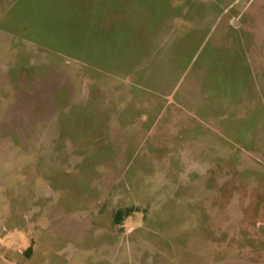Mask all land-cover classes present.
I'll return each mask as SVG.
<instances>
[{"label":"rangeland","instance_id":"374dc122","mask_svg":"<svg viewBox=\"0 0 264 264\" xmlns=\"http://www.w3.org/2000/svg\"><path fill=\"white\" fill-rule=\"evenodd\" d=\"M263 246L264 0H0V264Z\"/></svg>","mask_w":264,"mask_h":264},{"label":"trees","instance_id":"16d2710c","mask_svg":"<svg viewBox=\"0 0 264 264\" xmlns=\"http://www.w3.org/2000/svg\"><path fill=\"white\" fill-rule=\"evenodd\" d=\"M135 210L134 207H127L125 209H119L115 212L114 220L116 223L121 224L122 220L125 219V217H128L131 215V213Z\"/></svg>","mask_w":264,"mask_h":264},{"label":"crops","instance_id":"0c3cea01","mask_svg":"<svg viewBox=\"0 0 264 264\" xmlns=\"http://www.w3.org/2000/svg\"><path fill=\"white\" fill-rule=\"evenodd\" d=\"M232 3H230L228 6H230ZM211 28L207 31V33L205 34V38L202 40V43L205 42V40L207 39L209 32H210ZM257 250H261L263 252L262 254V258L261 259H254V258H250L249 260V264H264V246L263 248L257 249Z\"/></svg>","mask_w":264,"mask_h":264}]
</instances>
